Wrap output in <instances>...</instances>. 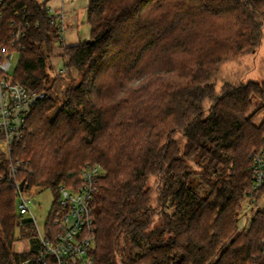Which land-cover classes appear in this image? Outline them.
I'll return each mask as SVG.
<instances>
[{
    "label": "trees",
    "instance_id": "16d2710c",
    "mask_svg": "<svg viewBox=\"0 0 264 264\" xmlns=\"http://www.w3.org/2000/svg\"><path fill=\"white\" fill-rule=\"evenodd\" d=\"M11 4L5 19L13 7L28 22L13 78L46 96L23 140L9 155L0 150V175L12 165L26 190L54 192L47 228L58 186L78 185L85 164H100L93 264H264V210L238 230L250 154L264 147V118L255 122L264 79L215 87L221 64L264 38V0H89V38L71 46L46 1ZM54 55L70 77L60 103L46 71ZM150 177L161 209L151 229ZM15 207V190L0 181V264H21L38 248ZM19 239L28 252L14 250Z\"/></svg>",
    "mask_w": 264,
    "mask_h": 264
},
{
    "label": "built area",
    "instance_id": "2783aa9c",
    "mask_svg": "<svg viewBox=\"0 0 264 264\" xmlns=\"http://www.w3.org/2000/svg\"><path fill=\"white\" fill-rule=\"evenodd\" d=\"M12 1L0 0V149L6 155L10 154L15 144L23 140L29 115L46 96L44 92L30 90L13 78V58L22 47L20 40L28 22L24 10L13 7L10 17L5 19ZM48 11L63 31L61 16L54 14L49 7ZM250 157L252 181L247 206L255 212L258 209L264 210V147L252 151ZM102 175L100 164L87 163L80 171L78 185L60 184L52 223L48 228L45 226L44 233L38 228L34 217L24 218L30 212L29 205L33 197L24 184L21 188L15 168L10 165L6 174L0 175V181H4L16 192L18 226L27 220L35 229L38 248L34 255L21 264L32 261L48 264L50 260L54 264H93L91 249L95 236L91 203L98 189L96 182ZM30 249L31 246H28L17 252L26 253Z\"/></svg>",
    "mask_w": 264,
    "mask_h": 264
},
{
    "label": "rangeland",
    "instance_id": "374dc122",
    "mask_svg": "<svg viewBox=\"0 0 264 264\" xmlns=\"http://www.w3.org/2000/svg\"><path fill=\"white\" fill-rule=\"evenodd\" d=\"M54 4L55 2L51 3V5ZM206 25L209 26L211 23H207ZM57 52L60 53L61 51H55L56 54H58ZM18 57L19 54H16L13 58V64L15 66ZM63 68V58L59 55L51 57L46 68L50 79L49 84L52 86L51 93L58 103L63 99L64 91L70 81V77L67 76V73L64 72ZM71 74L74 78L77 77L75 71H72ZM262 79H264V38H262L261 43L253 51L242 53L237 58L221 64L219 72L215 76L216 92L220 90V87L225 82L238 85L248 81H260ZM208 104V101H206L204 106L207 107ZM259 105L260 101L255 100L254 108ZM262 118H264V116H262L261 113L256 117L255 122L258 123ZM176 137L180 138L181 136L177 134ZM148 184L151 188V204L153 208L149 225L151 229L161 220V209L157 201V179L155 177H150ZM29 192L36 202L30 203V212L27 213L24 218L29 219L34 217L38 228L44 233L47 219L51 213L52 204L55 201L56 196L51 189L33 188L29 190ZM253 214L254 212L245 205L239 216L238 230L246 228L249 225ZM28 246H30L29 241H16L13 248L15 251H21Z\"/></svg>",
    "mask_w": 264,
    "mask_h": 264
},
{
    "label": "crops",
    "instance_id": "0c3cea01",
    "mask_svg": "<svg viewBox=\"0 0 264 264\" xmlns=\"http://www.w3.org/2000/svg\"><path fill=\"white\" fill-rule=\"evenodd\" d=\"M51 11L61 16L62 44L76 45L89 38L90 26L86 21L89 0H44ZM55 2L54 5H51Z\"/></svg>",
    "mask_w": 264,
    "mask_h": 264
},
{
    "label": "water",
    "instance_id": "95a60500",
    "mask_svg": "<svg viewBox=\"0 0 264 264\" xmlns=\"http://www.w3.org/2000/svg\"><path fill=\"white\" fill-rule=\"evenodd\" d=\"M23 184H24V183L21 182V184H20L21 188H22ZM32 202L35 203V199H33Z\"/></svg>",
    "mask_w": 264,
    "mask_h": 264
}]
</instances>
